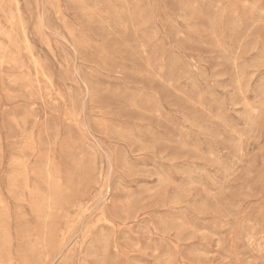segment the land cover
<instances>
[{"label": "rangeland", "instance_id": "374dc122", "mask_svg": "<svg viewBox=\"0 0 264 264\" xmlns=\"http://www.w3.org/2000/svg\"><path fill=\"white\" fill-rule=\"evenodd\" d=\"M0 264H264V0H0Z\"/></svg>", "mask_w": 264, "mask_h": 264}]
</instances>
